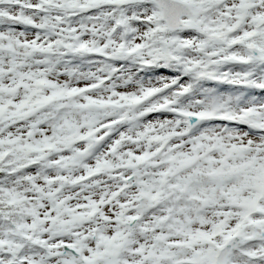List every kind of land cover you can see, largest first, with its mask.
<instances>
[{"label":"snow or ice","instance_id":"1","mask_svg":"<svg viewBox=\"0 0 264 264\" xmlns=\"http://www.w3.org/2000/svg\"><path fill=\"white\" fill-rule=\"evenodd\" d=\"M0 264H264V0H0Z\"/></svg>","mask_w":264,"mask_h":264}]
</instances>
